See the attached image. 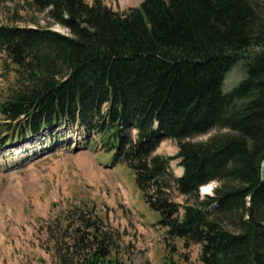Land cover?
Returning <instances> with one entry per match:
<instances>
[{
    "label": "trees",
    "instance_id": "1",
    "mask_svg": "<svg viewBox=\"0 0 264 264\" xmlns=\"http://www.w3.org/2000/svg\"><path fill=\"white\" fill-rule=\"evenodd\" d=\"M1 17L14 75L0 95L1 148L77 125L132 173L164 230L162 264H182L193 245L199 264H264V6L142 0L118 13L102 0H19ZM238 62L244 76L225 92ZM166 138L174 156L156 153ZM101 222L78 216L60 264H122L97 237Z\"/></svg>",
    "mask_w": 264,
    "mask_h": 264
},
{
    "label": "rangeland",
    "instance_id": "2",
    "mask_svg": "<svg viewBox=\"0 0 264 264\" xmlns=\"http://www.w3.org/2000/svg\"><path fill=\"white\" fill-rule=\"evenodd\" d=\"M18 1L0 0V19ZM256 1L264 6V0ZM102 2L123 13L142 0ZM53 30L65 32L59 26ZM9 67L0 54V95L14 80ZM244 73L241 62L234 65L225 75L224 91L236 86ZM42 134L14 147H0V264H60L59 255L67 247L75 252L76 220L83 214L102 220L96 235L100 240L108 238L120 263L162 264L167 255L164 230L144 204L132 173L106 160L109 156L101 152L97 140L89 141L79 127L67 125L50 137L46 131ZM177 151L176 142L168 138L156 148L157 154L165 156ZM171 170L176 176L182 174L177 159L171 162ZM199 191L210 193L211 186ZM198 250L194 245L180 249L187 259L182 264H199Z\"/></svg>",
    "mask_w": 264,
    "mask_h": 264
},
{
    "label": "bare ground",
    "instance_id": "3",
    "mask_svg": "<svg viewBox=\"0 0 264 264\" xmlns=\"http://www.w3.org/2000/svg\"><path fill=\"white\" fill-rule=\"evenodd\" d=\"M39 135V134H38ZM29 136V135H28ZM206 185H204L203 187H205Z\"/></svg>",
    "mask_w": 264,
    "mask_h": 264
}]
</instances>
